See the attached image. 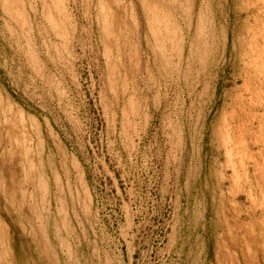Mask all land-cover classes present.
Here are the masks:
<instances>
[{
  "label": "rangeland",
  "instance_id": "374dc122",
  "mask_svg": "<svg viewBox=\"0 0 264 264\" xmlns=\"http://www.w3.org/2000/svg\"><path fill=\"white\" fill-rule=\"evenodd\" d=\"M0 264H264V0H0Z\"/></svg>",
  "mask_w": 264,
  "mask_h": 264
}]
</instances>
